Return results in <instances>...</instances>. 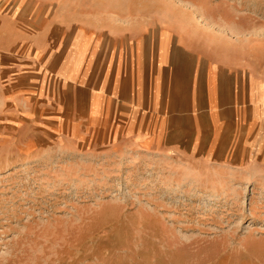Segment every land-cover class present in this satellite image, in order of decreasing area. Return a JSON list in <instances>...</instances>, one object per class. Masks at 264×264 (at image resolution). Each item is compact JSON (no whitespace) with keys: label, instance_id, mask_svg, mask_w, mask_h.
Listing matches in <instances>:
<instances>
[{"label":"rangeland","instance_id":"obj_1","mask_svg":"<svg viewBox=\"0 0 264 264\" xmlns=\"http://www.w3.org/2000/svg\"><path fill=\"white\" fill-rule=\"evenodd\" d=\"M149 19L264 61V0H0V264H264V172L96 130L33 63L81 23Z\"/></svg>","mask_w":264,"mask_h":264},{"label":"crops","instance_id":"obj_2","mask_svg":"<svg viewBox=\"0 0 264 264\" xmlns=\"http://www.w3.org/2000/svg\"><path fill=\"white\" fill-rule=\"evenodd\" d=\"M201 38L155 19L81 23L43 39L32 60L72 87L62 103L96 130L263 173L264 61L227 57Z\"/></svg>","mask_w":264,"mask_h":264}]
</instances>
